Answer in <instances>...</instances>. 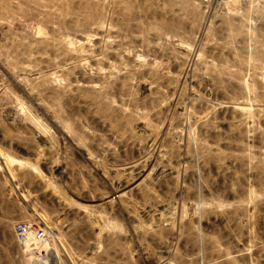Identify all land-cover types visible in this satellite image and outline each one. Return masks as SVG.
I'll use <instances>...</instances> for the list:
<instances>
[{
    "label": "rangeland",
    "instance_id": "374dc122",
    "mask_svg": "<svg viewBox=\"0 0 264 264\" xmlns=\"http://www.w3.org/2000/svg\"><path fill=\"white\" fill-rule=\"evenodd\" d=\"M0 264H264V0H0Z\"/></svg>",
    "mask_w": 264,
    "mask_h": 264
},
{
    "label": "built area",
    "instance_id": "2783aa9c",
    "mask_svg": "<svg viewBox=\"0 0 264 264\" xmlns=\"http://www.w3.org/2000/svg\"><path fill=\"white\" fill-rule=\"evenodd\" d=\"M15 235L18 244L26 248L28 244L45 241L48 237V227L39 222L23 221L17 224Z\"/></svg>",
    "mask_w": 264,
    "mask_h": 264
}]
</instances>
